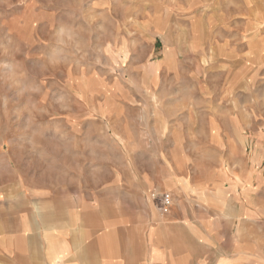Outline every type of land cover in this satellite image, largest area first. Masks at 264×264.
I'll list each match as a JSON object with an SVG mask.
<instances>
[{
  "label": "rangeland",
  "instance_id": "374dc122",
  "mask_svg": "<svg viewBox=\"0 0 264 264\" xmlns=\"http://www.w3.org/2000/svg\"><path fill=\"white\" fill-rule=\"evenodd\" d=\"M242 2L0 0V182L99 139L103 163H179L204 201L213 158L264 174V13ZM241 130L245 149L210 148Z\"/></svg>",
  "mask_w": 264,
  "mask_h": 264
},
{
  "label": "crops",
  "instance_id": "0c3cea01",
  "mask_svg": "<svg viewBox=\"0 0 264 264\" xmlns=\"http://www.w3.org/2000/svg\"><path fill=\"white\" fill-rule=\"evenodd\" d=\"M240 133L210 148L245 149ZM94 145L97 156H45L44 173L10 164L15 179L0 182V264H264V174L255 156L213 158L204 201L198 187L183 192L180 164L168 157L117 167L103 163L100 139Z\"/></svg>",
  "mask_w": 264,
  "mask_h": 264
},
{
  "label": "built area",
  "instance_id": "2783aa9c",
  "mask_svg": "<svg viewBox=\"0 0 264 264\" xmlns=\"http://www.w3.org/2000/svg\"><path fill=\"white\" fill-rule=\"evenodd\" d=\"M163 201H164V205H165V210H167L168 206L170 205V202H171V198L168 194H166L164 197H163Z\"/></svg>",
  "mask_w": 264,
  "mask_h": 264
}]
</instances>
